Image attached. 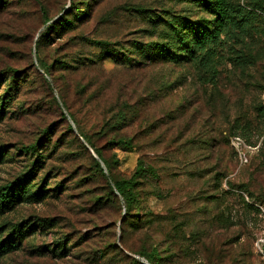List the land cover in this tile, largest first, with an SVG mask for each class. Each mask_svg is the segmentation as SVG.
Here are the masks:
<instances>
[{
    "label": "rangeland",
    "instance_id": "rangeland-1",
    "mask_svg": "<svg viewBox=\"0 0 264 264\" xmlns=\"http://www.w3.org/2000/svg\"><path fill=\"white\" fill-rule=\"evenodd\" d=\"M5 1L0 4V72L14 69L26 83L0 113V186L23 174L34 159L22 146L38 143L47 160L33 181L46 177L48 193L41 202L22 203L0 216V226L21 221L34 226L0 264H129L124 255L132 258L119 243L123 209L97 199L105 188L73 138L75 126L61 107L59 91L74 100L76 120L88 132L107 129L113 104L136 106L137 117L120 132L131 138V149L111 144L107 134L95 142L118 177L130 176L139 159L157 169L159 197L149 189L144 207L182 224L185 239L182 252L175 251V264H264V10L257 8L264 0H231L247 12L244 27L222 35L209 62L124 67L107 59L101 73L93 69L74 77L55 68V58L99 52L84 41L76 44L78 33L126 51L134 41L157 40L140 12L168 19L185 15L186 7L175 0H77L91 9L85 25L37 49L44 31L38 2L48 18L57 19L70 0ZM40 61L54 84L42 74ZM4 78L7 73L0 75V95ZM75 81H96L94 87H100L91 110L77 102ZM233 135L244 143V162L230 145ZM56 183L61 190H53ZM48 218L54 219L50 228L34 224ZM154 226L150 231L157 242L163 235Z\"/></svg>",
    "mask_w": 264,
    "mask_h": 264
},
{
    "label": "trees",
    "instance_id": "trees-1",
    "mask_svg": "<svg viewBox=\"0 0 264 264\" xmlns=\"http://www.w3.org/2000/svg\"><path fill=\"white\" fill-rule=\"evenodd\" d=\"M175 1L186 7L185 15H172L168 19H162L145 12L139 14L141 20L147 22L150 30L158 35L156 41L144 44L134 41L131 43L130 49L121 51L108 41L89 39L83 33H78L74 38L76 44L84 41L89 47L99 49V52L93 54L88 51L86 54L80 53L71 56L67 54L59 55L54 61L55 68L62 70V74L66 77H74L78 73H89L93 69L101 73L103 62L107 59L124 67L155 63L209 62L214 56V48L222 42L221 36L234 35L237 30H242L244 27L243 21L247 12L239 3L235 4L231 0ZM1 3H3V6L6 5L5 0H0ZM38 3L44 31L36 41L35 47L37 49L51 41L50 38H61L66 32L77 28V26L85 25L90 18L91 9L87 2L80 5L81 3L77 0H70L69 9L57 19L55 17L48 18L42 1ZM257 8L261 11L264 10V7L259 4ZM192 16H194V19ZM39 63L42 74L46 79L53 81L54 84L56 79L51 76L47 66L44 62L40 61ZM2 73H7L8 76L3 80L5 84L3 93L0 95V113L3 109L4 115V111L9 108V104L16 99L20 86L24 85L26 81L22 78L18 79L16 77L17 71L14 69L6 68L3 69V72H0V75ZM44 83H46L45 80ZM65 83L68 85V81H65ZM96 84V81L92 83L75 81L74 85L78 98L77 102H81L83 107H88L90 110L94 108V104L99 102L101 96L98 90L100 87H94ZM46 88L51 90L48 85H46ZM55 88L63 91V88L58 87L56 83ZM167 88H169V85H166ZM58 98L61 107L67 112L72 125L75 126L74 131L77 136L73 137L74 140L88 157L94 172L93 175L98 178L105 188L103 194L100 197L97 196V199L102 200V204L105 202L118 203L121 210L123 209V215L119 219V243L125 248V251L132 254V258L124 255L130 260L129 264H175L179 259L178 253L176 254L175 251L182 252L180 240L185 239L182 224L174 222V216L168 222L167 218L160 213H153V211L144 207L146 191L149 189L156 191L155 195L159 197L158 184L160 176L157 169L145 165L139 159L130 176L118 177L112 172L110 163L102 157L101 151L95 142L96 136L107 134L111 136L108 139L111 144L131 149V138L123 137L120 132L137 117L139 111L136 106L127 102L118 106L113 104L109 108L110 116L109 120L106 121L107 129L101 127V132H88L80 127L76 120L77 109L74 100H68L62 95L61 91L58 93ZM53 101L56 102L55 98H53ZM79 110L80 107L78 112ZM60 115L64 118L63 113ZM72 125L66 127L70 133H73ZM235 136H230L229 141ZM38 147V143L22 146L24 154H29L34 159L29 162V168L23 174L0 186V216L12 211L17 205L27 202H41L46 197L48 193L45 187L46 177H43L40 182L33 181L36 179L37 173L43 169V165L47 160V157L43 155L42 151H39ZM90 150L97 158L92 155ZM2 156L3 153L0 151V160ZM61 189L62 185L60 183L54 185V191ZM119 203H121V206ZM36 221L34 224L40 228H50L54 225V219H36ZM32 224L28 221H21L8 225V227H4L5 225L0 226V258L6 253L17 249L26 233L34 227ZM153 226L157 231L160 230V235H163V237H158L157 242L150 231ZM164 231L166 234H164ZM5 234L6 238L3 239ZM192 235L193 233L190 235L191 240H193ZM133 238H135V243ZM128 240L133 241L130 243ZM57 248L62 247L58 246ZM111 249L117 250V247L111 245ZM206 254V259L209 261L208 252Z\"/></svg>",
    "mask_w": 264,
    "mask_h": 264
},
{
    "label": "built area",
    "instance_id": "built-area-1",
    "mask_svg": "<svg viewBox=\"0 0 264 264\" xmlns=\"http://www.w3.org/2000/svg\"><path fill=\"white\" fill-rule=\"evenodd\" d=\"M230 145L237 151L238 158L240 161L244 162L247 160L246 155L242 151V147H244V143L238 136L232 137L230 139Z\"/></svg>",
    "mask_w": 264,
    "mask_h": 264
},
{
    "label": "water",
    "instance_id": "water-1",
    "mask_svg": "<svg viewBox=\"0 0 264 264\" xmlns=\"http://www.w3.org/2000/svg\"><path fill=\"white\" fill-rule=\"evenodd\" d=\"M90 151H91L92 155H93L95 158H97V157L95 156V154L92 152V150H90ZM102 167H103V165H102Z\"/></svg>",
    "mask_w": 264,
    "mask_h": 264
}]
</instances>
